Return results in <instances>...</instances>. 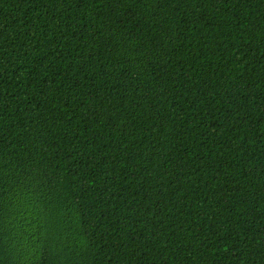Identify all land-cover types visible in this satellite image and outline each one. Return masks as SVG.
Masks as SVG:
<instances>
[{"label":"trees","instance_id":"16d2710c","mask_svg":"<svg viewBox=\"0 0 264 264\" xmlns=\"http://www.w3.org/2000/svg\"><path fill=\"white\" fill-rule=\"evenodd\" d=\"M1 264H264V0H0Z\"/></svg>","mask_w":264,"mask_h":264},{"label":"water","instance_id":"95a60500","mask_svg":"<svg viewBox=\"0 0 264 264\" xmlns=\"http://www.w3.org/2000/svg\"><path fill=\"white\" fill-rule=\"evenodd\" d=\"M0 264H1V261H0Z\"/></svg>","mask_w":264,"mask_h":264}]
</instances>
